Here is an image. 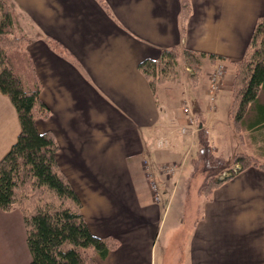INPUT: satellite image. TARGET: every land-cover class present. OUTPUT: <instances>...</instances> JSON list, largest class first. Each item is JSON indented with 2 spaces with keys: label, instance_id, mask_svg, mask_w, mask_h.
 <instances>
[{
  "label": "crops",
  "instance_id": "1",
  "mask_svg": "<svg viewBox=\"0 0 264 264\" xmlns=\"http://www.w3.org/2000/svg\"><path fill=\"white\" fill-rule=\"evenodd\" d=\"M186 1L187 17L184 0H13L17 23L30 39L27 51L41 84L40 99L50 111L36 127L53 134L58 165L81 201L91 233L119 241L104 259L95 258L97 264H264L262 170L248 168L217 187L195 206L189 222V194H179L178 216L177 204L176 214L171 210L173 193L164 204L136 187L143 178L135 170H143L145 157L156 162L155 140L162 145L164 139L171 153L196 140V133H182L185 125L170 114L167 97L160 107L138 64L175 47L221 57L233 68L264 15V0ZM215 59L205 58L203 66L212 70ZM233 76L234 70L228 90L223 78L218 92L222 107L228 108L222 120L215 119V105L204 103L198 92L191 101L180 100L190 106L197 128L208 132L215 153L229 144L241 147L235 153L247 149L229 117ZM190 79L196 85L199 77ZM162 91L166 96L167 90ZM19 131L16 110L0 93V160ZM179 162L158 165L162 176V165L179 166L164 178L173 180V191L190 181L181 177ZM13 213L9 234L15 258L10 262H20L18 253L25 252L28 264L25 231Z\"/></svg>",
  "mask_w": 264,
  "mask_h": 264
},
{
  "label": "trees",
  "instance_id": "2",
  "mask_svg": "<svg viewBox=\"0 0 264 264\" xmlns=\"http://www.w3.org/2000/svg\"><path fill=\"white\" fill-rule=\"evenodd\" d=\"M183 13L184 17L189 14L186 0ZM16 25L13 8L0 0V93L10 99L20 126L17 140L0 160V210L19 209L28 264H97L95 258L104 259L119 241L91 233L81 201L58 165L53 134L39 132L36 127V121L46 119L50 111L40 99L41 84L27 51L30 39L15 32ZM51 45L62 53L58 43L51 41ZM205 58L223 60L173 47L162 49L156 59L142 60L137 68L154 96L165 88L170 99L172 89L168 90L166 83L173 81L177 62L192 70L193 78L202 73ZM233 70L229 117L247 150L221 158L212 151L208 132L202 127L197 130L198 151L192 171L201 166L205 176L199 193L207 197L248 168L264 172V15L255 23L244 56L234 63ZM223 171L228 175L219 178Z\"/></svg>",
  "mask_w": 264,
  "mask_h": 264
},
{
  "label": "rangeland",
  "instance_id": "3",
  "mask_svg": "<svg viewBox=\"0 0 264 264\" xmlns=\"http://www.w3.org/2000/svg\"><path fill=\"white\" fill-rule=\"evenodd\" d=\"M5 1L9 2L10 7L12 8L14 7L13 0H5ZM15 30H16L15 32H17L19 35L27 36V34L24 32V29L19 26V23H17ZM216 64H222L223 66H225V64H223L222 61H219V60H216L215 65ZM183 68H184L183 65L177 62L173 75H172L173 81L166 83V85L169 86L168 90L172 89V95L170 96V99H168L167 107L171 111L170 114L171 115L174 114V116H176V119L178 118L179 123L181 125H185L184 128H186L188 115H185L182 112V107H181L182 104L180 103V100L185 97L184 99H186L187 102L191 101V99H193V97L196 96L198 92L199 95L203 98L204 103L206 100L209 102V105L212 106V103L209 101L210 96L207 95L205 97L204 95H202L204 88H205L204 87L205 82H206L205 80H207L208 75L211 70H210L209 65L206 63L203 66L201 75L198 76L199 77L198 83L194 85V83L190 79L192 70H190L189 68L187 69L186 68L183 69ZM184 73H186L187 75L184 77L183 83H181ZM232 74H233L232 66L227 65L225 76H224L225 86L223 87L225 91H227L229 88L230 76ZM222 84H223V81H222ZM220 94L221 93H218V92L216 93L215 102L213 105H215L217 109L214 115L215 119L219 118L220 120H222V115H225L227 113L228 108L227 106H225L224 108L222 107L220 97H219ZM157 100H158V103H160V107L162 108L163 102L166 101V96L164 94V91H162V89H160L157 93ZM230 101H231V98H230ZM161 144L162 145H160V143L158 144L157 140H155L153 147H152L154 161L156 162H153L148 156H146L145 160L147 161V163H145L143 170H141L140 167L135 170V174L143 178V181L137 183L136 187L137 189H139L141 193H143V195L149 196V194H151L153 198V193L150 190V186L152 183L155 184V187H156V190L159 196V202H163L164 204H166L168 200H170V195L171 193H173V203L171 205V210H172V214H176L175 212L178 209V213H177L178 216L181 215L180 213L181 209L179 207L180 205L179 203L180 195L179 194L181 193L189 194L188 209L185 214V216L187 215L186 219L189 222L193 218H187V217H190V216L192 217L193 216L192 212L198 209V207L196 208L195 206H198L199 203L202 200L206 199L208 196V195L204 196L199 193V187L201 183L203 182L202 180L204 179V176H205V174L202 173L201 170H199L201 169V166L196 172L192 171V160L193 158L196 157V154L198 151V145L197 143H195V141H194V144L191 141H188L186 142V144H184L183 150H181L180 152L171 153V148H167V149L164 148L167 146V143L165 142L164 139H161ZM218 147H221V146H218ZM239 149H241L240 146L237 148L229 144L227 146L226 151L223 152L221 149H219L218 152L216 153V156L218 155L221 158L222 157L228 158V155L235 153V151H239ZM212 151L214 152V149H212ZM178 156L180 157L178 158ZM183 156L185 158L182 160ZM172 161H176V162L180 161L179 163L183 162L181 166L182 173L180 175L182 178H190V181L187 183L186 186L183 183H180L179 185H177L174 191L172 190L173 180H171L169 183H167V181L164 182V178H167L168 176L166 175L162 176L158 173L159 171H157L159 164L172 162ZM236 169H237L236 166L233 167V170H236ZM227 175H228V171H223L219 175L220 176L219 178H223ZM176 204H177V209H176ZM12 211L14 212L13 214L16 213L20 216V220L22 222V216L17 207H14L11 210V212L9 211V213H5L0 210V264H3V263L4 264H26V253L25 252L18 253V255H20L18 257L19 259H21L20 262L18 261L16 262V260H14L13 263L10 262V260H13L15 258L13 251L10 249V246L12 247L11 242L13 241L9 234V230L10 228H12V224H13L12 215H11ZM22 225H23V222H22ZM166 226L167 224L164 225V230L166 229ZM163 238H164V231H162V233L160 234L159 241L160 242L163 241Z\"/></svg>",
  "mask_w": 264,
  "mask_h": 264
},
{
  "label": "built area",
  "instance_id": "4",
  "mask_svg": "<svg viewBox=\"0 0 264 264\" xmlns=\"http://www.w3.org/2000/svg\"><path fill=\"white\" fill-rule=\"evenodd\" d=\"M225 72V68L222 64H216L209 76V95H210V102L213 103L215 101V95L216 93L219 91L221 84H222V78ZM183 112L189 114V108L187 106H185L183 108ZM188 124H189V128H190V133L191 135H193L196 132L195 129V123H194V119L192 116H190L188 118ZM184 131V130H183ZM177 169V166L175 164L172 165H164L161 167V171L165 174V175H172L175 170ZM151 189L154 195V200L158 201V193L155 187V184H151Z\"/></svg>",
  "mask_w": 264,
  "mask_h": 264
}]
</instances>
